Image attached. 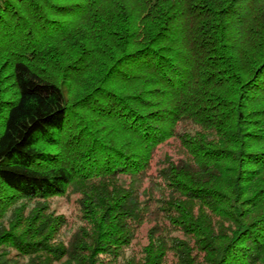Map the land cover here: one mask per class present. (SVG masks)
<instances>
[{
    "label": "trees",
    "instance_id": "16d2710c",
    "mask_svg": "<svg viewBox=\"0 0 264 264\" xmlns=\"http://www.w3.org/2000/svg\"><path fill=\"white\" fill-rule=\"evenodd\" d=\"M1 254L264 264V0H0Z\"/></svg>",
    "mask_w": 264,
    "mask_h": 264
},
{
    "label": "rangeland",
    "instance_id": "374dc122",
    "mask_svg": "<svg viewBox=\"0 0 264 264\" xmlns=\"http://www.w3.org/2000/svg\"><path fill=\"white\" fill-rule=\"evenodd\" d=\"M166 149L168 150V148ZM164 150L165 149H162L159 152V155H161ZM76 197L77 196L72 192L68 196L50 199L45 204L46 207L49 208V211H53L54 214H61L65 217L67 223L61 228L59 232L60 237L64 238V240H67V238L71 235V233L76 229L77 225H79V218L77 217V204L75 203ZM34 205L35 202L31 201V202H26L23 207L24 210L28 211ZM147 229H148L147 224L142 225L141 228L137 231L136 240H138L141 243L146 241ZM136 240L133 242V245H135V243L137 242ZM11 252L13 253V251ZM129 252L130 251H128L127 254H129ZM10 259H11L10 257L2 255L0 256V264H13L10 261ZM24 262L26 263V260H24ZM56 264H71V263L62 261Z\"/></svg>",
    "mask_w": 264,
    "mask_h": 264
}]
</instances>
